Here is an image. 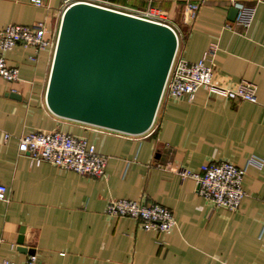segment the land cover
<instances>
[{"label":"crops","instance_id":"0c3cea01","mask_svg":"<svg viewBox=\"0 0 264 264\" xmlns=\"http://www.w3.org/2000/svg\"><path fill=\"white\" fill-rule=\"evenodd\" d=\"M43 2L0 0V30L44 22L46 38L55 42L62 0ZM153 6L176 24L179 57L194 63L215 45L213 82L226 88L249 82L255 102L200 89L191 101L163 97L143 135L94 129L58 118L46 106L54 47L35 54L16 45L6 59L19 80L0 78V183L8 189V201L0 202V264L23 263L32 252L43 264H264V4L246 31L228 19L225 1L206 2L192 22H183L180 4ZM54 130L94 145L107 158L104 177L32 166L18 151L21 136ZM250 156L260 157L263 167L246 170L245 197L233 212L213 208L197 195L195 181L177 174L198 172L206 162L243 168ZM110 200L162 206L177 225L170 235L144 231L135 219L107 215Z\"/></svg>","mask_w":264,"mask_h":264},{"label":"built area","instance_id":"2783aa9c","mask_svg":"<svg viewBox=\"0 0 264 264\" xmlns=\"http://www.w3.org/2000/svg\"><path fill=\"white\" fill-rule=\"evenodd\" d=\"M138 1L144 3L145 6L141 8L130 7L103 0H62L60 11L63 15L69 7L82 2L169 27L167 25L168 20L163 11L155 8L153 4L164 2L180 4L183 7V22H192L200 7L206 2L225 1L230 8L237 10L234 22L243 31H246L254 19L256 6L264 4V0ZM30 2L36 7H44L43 0H30ZM170 29L176 36L178 48L177 31L172 28ZM46 33L47 28L44 22H38L29 26L10 25L0 30V78L2 80L7 83L19 80L18 68L10 66L6 59V53L16 45L32 48L35 54L48 47H54L55 49L57 38L55 42H52L46 38ZM215 53L216 46L212 45L203 53L200 60L189 63L177 55L176 49L161 99L166 97L171 100L180 101L186 98L188 101H191L198 90L204 89L209 95L221 99L255 102L256 87L249 82L242 81L232 88L220 87L213 82V59ZM92 128L104 130L96 127ZM4 138L7 139L8 135H5ZM18 151L28 157L32 166L37 167L43 163H47L54 167L92 178H102L105 174L107 158L97 153L94 145L90 144L83 137L55 130L34 132L19 138ZM262 167L263 160L260 157L250 156L243 168L225 161L206 162L200 166L198 172L181 169L177 174L182 180L189 178L195 181L197 195L213 208L233 212L238 209L245 197L242 183L246 170L248 168L261 169ZM7 201L8 189L0 183V202L6 203ZM105 213L110 216L135 219L140 223L144 231H155L163 235H170L177 225L170 210L156 204H147L143 201L110 200L107 203ZM262 236H264V228L260 233V237ZM3 264L43 263L33 254L23 263L6 261Z\"/></svg>","mask_w":264,"mask_h":264},{"label":"water","instance_id":"95a60500","mask_svg":"<svg viewBox=\"0 0 264 264\" xmlns=\"http://www.w3.org/2000/svg\"><path fill=\"white\" fill-rule=\"evenodd\" d=\"M236 15L231 8L228 19L234 22ZM176 49L167 26L87 3L72 5L61 18L46 106L64 120L143 135L155 120Z\"/></svg>","mask_w":264,"mask_h":264},{"label":"rangeland","instance_id":"374dc122","mask_svg":"<svg viewBox=\"0 0 264 264\" xmlns=\"http://www.w3.org/2000/svg\"><path fill=\"white\" fill-rule=\"evenodd\" d=\"M127 1H129V3L132 5H134V4H136V2H135V0H127ZM115 4H118V3H115ZM122 5H125V6H130V5H127V3H121ZM119 5H120V3H119ZM130 7H135V6H130ZM168 20V23H167V25L170 27V28H172V29H174L175 31H177V26H176V24L174 23V22H172L170 19H167Z\"/></svg>","mask_w":264,"mask_h":264},{"label":"trees","instance_id":"16d2710c","mask_svg":"<svg viewBox=\"0 0 264 264\" xmlns=\"http://www.w3.org/2000/svg\"><path fill=\"white\" fill-rule=\"evenodd\" d=\"M135 2H136V0H135ZM135 5H136V6H135ZM140 5H141V3L138 1L136 4H134V5H130V6L140 7Z\"/></svg>","mask_w":264,"mask_h":264}]
</instances>
